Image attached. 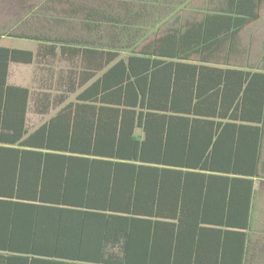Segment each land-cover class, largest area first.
<instances>
[{
	"label": "trees",
	"instance_id": "obj_1",
	"mask_svg": "<svg viewBox=\"0 0 264 264\" xmlns=\"http://www.w3.org/2000/svg\"><path fill=\"white\" fill-rule=\"evenodd\" d=\"M79 1L65 37L2 34L37 50L0 46V264H245L264 0Z\"/></svg>",
	"mask_w": 264,
	"mask_h": 264
},
{
	"label": "crops",
	"instance_id": "obj_2",
	"mask_svg": "<svg viewBox=\"0 0 264 264\" xmlns=\"http://www.w3.org/2000/svg\"><path fill=\"white\" fill-rule=\"evenodd\" d=\"M69 1L72 2V4L67 5L64 1L57 4L52 0H0V42L2 40L26 41L32 44L31 49L21 50L35 52L37 50V44L35 42L25 39L8 38L2 36V34L13 31L15 33L46 34L61 37L67 36V26L81 24L82 16L78 15L74 17L72 13L73 10L79 8L77 7L79 5H82V7L86 5L83 1L81 2L79 0ZM194 1L195 0H177L174 5V0H168L166 5L170 8L169 10H171L172 7L176 9L181 6H185L189 9ZM208 3L209 0H205L204 6L197 9L207 7ZM188 9H185V11ZM68 14L72 17L68 18ZM178 15H180V13ZM172 17H170L169 24L171 23V20L175 18ZM54 26H62L63 31H59L58 28H53ZM69 35L71 36L72 33ZM0 46L8 47L1 44ZM25 67L33 68V66ZM259 173L260 177L254 179V193L250 206V235L247 243L245 264H264V144L262 146Z\"/></svg>",
	"mask_w": 264,
	"mask_h": 264
},
{
	"label": "rangeland",
	"instance_id": "obj_3",
	"mask_svg": "<svg viewBox=\"0 0 264 264\" xmlns=\"http://www.w3.org/2000/svg\"><path fill=\"white\" fill-rule=\"evenodd\" d=\"M177 0H174V5ZM205 0H195L189 7L188 10L184 11L182 14L178 15L171 20L170 25H175L179 19L192 18L195 15V11L199 7H203ZM173 4V3H172ZM174 10V7H172ZM171 9V10H172ZM53 28L59 31H63L62 26H54ZM55 33V32H54ZM243 41L245 43L251 42L252 44V60L255 61L264 54V8L261 14V18L256 23L250 25L242 34ZM3 46H8L11 48L19 49H31L32 44L26 41L20 40H2L0 42ZM33 79V68L25 66H12L11 75L9 77V82L22 85L27 87H32ZM36 123L39 120L33 119Z\"/></svg>",
	"mask_w": 264,
	"mask_h": 264
}]
</instances>
